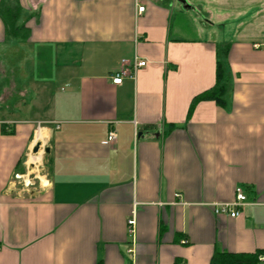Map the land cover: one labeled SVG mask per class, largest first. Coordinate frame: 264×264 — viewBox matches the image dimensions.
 Segmentation results:
<instances>
[{
  "label": "crops",
  "instance_id": "0c3cea01",
  "mask_svg": "<svg viewBox=\"0 0 264 264\" xmlns=\"http://www.w3.org/2000/svg\"><path fill=\"white\" fill-rule=\"evenodd\" d=\"M11 2L30 34L8 37L0 16V264H124L134 210L136 264L264 250V11L230 13L223 0ZM227 44L225 104L201 100L189 114ZM136 56L146 64L135 69ZM40 140L48 176L25 187L15 174L29 173ZM239 186L241 214L217 213Z\"/></svg>",
  "mask_w": 264,
  "mask_h": 264
},
{
  "label": "trees",
  "instance_id": "16d2710c",
  "mask_svg": "<svg viewBox=\"0 0 264 264\" xmlns=\"http://www.w3.org/2000/svg\"><path fill=\"white\" fill-rule=\"evenodd\" d=\"M21 14V6L14 4L11 0H2L0 3V16L6 27L8 37H17L27 39L30 30L24 24H18V18ZM229 44L226 47L217 49L216 82L214 86L194 96L189 107V114L193 111L195 104L201 100H214L219 105H224L226 96L230 89L229 73L222 61V58L228 51ZM49 162L47 161V165ZM264 250L255 252H231L227 250L216 249L210 259L209 264H264L258 259L259 254Z\"/></svg>",
  "mask_w": 264,
  "mask_h": 264
},
{
  "label": "rangeland",
  "instance_id": "374dc122",
  "mask_svg": "<svg viewBox=\"0 0 264 264\" xmlns=\"http://www.w3.org/2000/svg\"><path fill=\"white\" fill-rule=\"evenodd\" d=\"M206 1H207L208 7L210 6V7L214 8V3H213L214 0H206ZM222 3H223L224 9H227L228 11H230L229 8L231 7V9L233 11L234 10L238 11L242 15L249 13V15L251 16L254 13H257L259 11H264V0H223ZM196 12H197V10H196ZM230 13H231V11H230ZM200 17H202V16L199 15L198 12L197 13H191L189 20L187 19L188 26L190 27V23L191 24L193 23L196 26L199 25V23L201 22ZM230 20L231 19H228V17L221 19V21H222L221 30H224V32H229V30L231 29ZM183 22H184V20H181L180 16L176 15L174 20H173V25L184 26ZM208 22L213 23V20H211V21L208 20ZM184 24H186V20H185ZM189 27H188V30H190V28L192 29V27H190V28ZM40 144L41 145H40L38 152H34L32 150L28 156H25V159L27 158V160H29V157L31 155L37 154L39 152L41 153V159L38 162H36L35 164H32L29 162L28 171H29L30 178H31V184L27 187L39 188L41 185V177L44 180L45 175L48 176L49 166L47 165V152H46L47 142L40 140ZM23 186H25V185H23Z\"/></svg>",
  "mask_w": 264,
  "mask_h": 264
},
{
  "label": "built area",
  "instance_id": "2783aa9c",
  "mask_svg": "<svg viewBox=\"0 0 264 264\" xmlns=\"http://www.w3.org/2000/svg\"><path fill=\"white\" fill-rule=\"evenodd\" d=\"M145 10V5H141L138 7L137 12L142 13ZM127 63L126 59H123V64ZM146 64L145 60L139 59L137 56L134 59L133 67L136 69L137 67L144 66ZM128 74V70L122 67L119 71L112 75V80L114 83H121L123 77ZM116 139V132L114 129L110 130L107 135V141L112 142ZM15 179L19 182L23 183L25 186H29L31 184L30 174L27 172L26 174H15ZM247 195L243 188L240 186L236 189L235 198L231 201L221 202L215 205V211L217 213H227L233 217L239 216L241 214L242 208L246 205ZM136 213L133 211L132 215L127 219V227H128V235L130 245L127 249V252L132 257V259L126 261L124 264H136L135 263V233H136ZM258 259L261 263H264V252L259 254ZM183 264V263H181Z\"/></svg>",
  "mask_w": 264,
  "mask_h": 264
},
{
  "label": "bare ground",
  "instance_id": "6f19581e",
  "mask_svg": "<svg viewBox=\"0 0 264 264\" xmlns=\"http://www.w3.org/2000/svg\"><path fill=\"white\" fill-rule=\"evenodd\" d=\"M43 129V128H42ZM42 129H39L37 131V137L39 139H44L46 137V132ZM41 159V153H37V154H33L29 157V162L32 164H35L36 162H38Z\"/></svg>",
  "mask_w": 264,
  "mask_h": 264
},
{
  "label": "water",
  "instance_id": "95a60500",
  "mask_svg": "<svg viewBox=\"0 0 264 264\" xmlns=\"http://www.w3.org/2000/svg\"><path fill=\"white\" fill-rule=\"evenodd\" d=\"M40 142H37L33 148L34 152H38L39 148H40ZM49 151V148L46 147V152Z\"/></svg>",
  "mask_w": 264,
  "mask_h": 264
}]
</instances>
